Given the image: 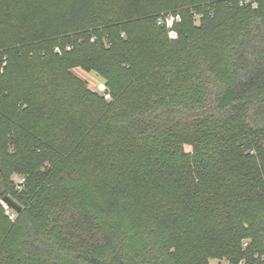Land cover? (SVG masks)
Masks as SVG:
<instances>
[{
  "label": "trees",
  "instance_id": "1",
  "mask_svg": "<svg viewBox=\"0 0 264 264\" xmlns=\"http://www.w3.org/2000/svg\"><path fill=\"white\" fill-rule=\"evenodd\" d=\"M216 258L264 264V0H0V264Z\"/></svg>",
  "mask_w": 264,
  "mask_h": 264
},
{
  "label": "rangeland",
  "instance_id": "2",
  "mask_svg": "<svg viewBox=\"0 0 264 264\" xmlns=\"http://www.w3.org/2000/svg\"><path fill=\"white\" fill-rule=\"evenodd\" d=\"M73 72L78 76L80 77L81 79H83L84 81H86L88 87L94 91H97L101 94H105V93H108L107 92V87H106V80L103 76H101L100 74H98L97 72L95 71H86L80 67H77V68H74L73 69ZM188 150H190V147H187ZM14 177H17V176H14ZM4 203L2 201V205L4 207ZM5 209V207H4ZM6 210V209H5ZM17 217V213H16V210H15V216L14 218H10V220L14 221ZM210 263L211 264H221L223 263L224 264V261L221 259H211L210 260Z\"/></svg>",
  "mask_w": 264,
  "mask_h": 264
},
{
  "label": "built area",
  "instance_id": "3",
  "mask_svg": "<svg viewBox=\"0 0 264 264\" xmlns=\"http://www.w3.org/2000/svg\"><path fill=\"white\" fill-rule=\"evenodd\" d=\"M176 21L177 22L180 21V16L179 15L168 16L165 19H160V23H165L166 26L168 28H170L169 36L172 37V38H176L177 37V32L174 29H172V27H173V25H174V23ZM104 98L105 99H110V94L109 93H105L104 94ZM24 180H25L24 177H21V176L16 178V185H17L18 189H22V186L24 184ZM4 207L6 209V213L9 215V217L10 218H14L15 210L13 208L11 209V207H9L7 203H4Z\"/></svg>",
  "mask_w": 264,
  "mask_h": 264
},
{
  "label": "water",
  "instance_id": "4",
  "mask_svg": "<svg viewBox=\"0 0 264 264\" xmlns=\"http://www.w3.org/2000/svg\"><path fill=\"white\" fill-rule=\"evenodd\" d=\"M4 202L7 203L9 207L13 208L17 212H20L22 210V207L9 196H6L4 198Z\"/></svg>",
  "mask_w": 264,
  "mask_h": 264
}]
</instances>
